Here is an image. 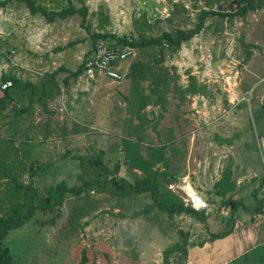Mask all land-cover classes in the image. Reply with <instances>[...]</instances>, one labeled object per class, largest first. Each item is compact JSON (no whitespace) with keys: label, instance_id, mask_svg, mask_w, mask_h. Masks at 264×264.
<instances>
[{"label":"rangeland","instance_id":"374dc122","mask_svg":"<svg viewBox=\"0 0 264 264\" xmlns=\"http://www.w3.org/2000/svg\"><path fill=\"white\" fill-rule=\"evenodd\" d=\"M32 1L49 16L71 6L77 13L49 22L24 1L0 0V217L14 204L26 211L14 182L41 196L56 185L81 190L8 231L5 264H184L205 222L157 208L142 214L149 190H119L105 179L98 164L120 185L147 177L127 166L124 138L154 162L161 194L183 205L179 188L188 184L209 202L195 210L200 216H224L234 198L248 205L264 198L252 121L264 89V0L242 15L233 14L242 0ZM202 9L220 15L205 18L178 48L135 50L119 65L120 82L83 75L98 34L174 36L195 28ZM115 41L106 43L122 47ZM5 77L16 81L3 96ZM135 95L148 98L142 110Z\"/></svg>","mask_w":264,"mask_h":264},{"label":"trees","instance_id":"16d2710c","mask_svg":"<svg viewBox=\"0 0 264 264\" xmlns=\"http://www.w3.org/2000/svg\"><path fill=\"white\" fill-rule=\"evenodd\" d=\"M24 1L29 9V12L33 15L35 13H39L41 16L46 18L49 22H51L53 19H65L68 16L74 15L77 13V10L71 6L67 10H61L60 12L53 13L51 16L48 15V13L41 9L39 6H36L33 4L32 0H21ZM261 0H256V2H247L245 3V0H242L236 7V10L233 14H245L248 10H255L258 5H260ZM220 15L218 12H215L213 10H200L197 15V25L193 29L189 30H178L175 32V35L172 36L169 33H162L159 37L155 38H148V39H142L140 41H132V39L128 38H118L113 34H98L96 38H99L98 40H104L107 41L109 39H112L115 42L120 43L124 46H129L136 51L139 49H144L147 47H151L154 45L164 44L168 46L169 48H178L182 42L188 40L193 35L197 34L203 27V22L205 18ZM109 38V39H107ZM107 39V40H106ZM137 66L136 61H134L131 64L132 70H134ZM81 71H83V63L80 66ZM79 71V70H78ZM129 71V70H128ZM16 81L13 77H5L3 82H10V85L14 84L13 82ZM156 81L153 80V84H155ZM9 85V86H10ZM8 91V88L4 89V95ZM152 93L154 91L152 90ZM134 100L137 101V105L134 106V108L138 110H142L145 106L148 105V98L147 96L141 95H135ZM1 101L3 99H0ZM157 102H159L157 100ZM156 103V102H155ZM122 143L125 148V157L127 161V166L134 170H139L141 172L147 173V177L142 181H137L134 183H129L127 181H123L122 184H118V182L111 176V173L109 170L101 165L100 167L104 170V173L106 175L107 180H110L112 183V186L116 189L122 190L120 188H127L132 190L133 192H142L145 190L150 191V195L152 198V203L150 205L145 206V208L142 210V214H147L150 211H152L154 208L160 209V210H166L168 212H184L186 214H190L191 216H197L196 218L201 220V222H205V217L200 216V212L195 211L192 208L184 207L182 204H180L179 200L174 197L173 194L163 195L161 194L156 186V183L154 181L153 176L150 174L152 171V167L154 162L148 161L139 154L138 152V142L132 141L130 138H124L122 140ZM155 150H151L150 155H154ZM98 163V162H96ZM15 183V186L17 189L15 192L16 194L20 195L22 198V203L26 207V211L22 213V205L14 204L8 211L4 212V215L0 217V264H5L9 260L8 257V250L7 248L3 247L2 240L4 239L6 233L12 229H16L22 225H24L28 220L30 221L32 217L34 216L36 211H40V213H44L52 208L53 204L59 203L61 201V194L68 192V193H79L81 188H67L62 185H56L53 189V193L51 195L41 196L40 194L36 193L31 187L27 185H22L19 183ZM90 185V182H87L84 186ZM263 185V183H262ZM35 200H38V205L35 204ZM228 206H231V209H235L239 202H237L234 199L227 201ZM216 235H211V237H215ZM185 256H186V249Z\"/></svg>","mask_w":264,"mask_h":264},{"label":"crops","instance_id":"0c3cea01","mask_svg":"<svg viewBox=\"0 0 264 264\" xmlns=\"http://www.w3.org/2000/svg\"><path fill=\"white\" fill-rule=\"evenodd\" d=\"M252 117L264 157V89L256 96ZM260 189L264 190V183ZM239 199L234 198L236 201ZM203 227L205 233L199 242H190L186 246L184 264H264L263 197L250 205L240 200L235 209H229L218 219L206 216ZM212 234L216 236L211 237Z\"/></svg>","mask_w":264,"mask_h":264},{"label":"built area","instance_id":"2783aa9c","mask_svg":"<svg viewBox=\"0 0 264 264\" xmlns=\"http://www.w3.org/2000/svg\"><path fill=\"white\" fill-rule=\"evenodd\" d=\"M122 47L111 46L104 40H99L95 43L90 55L83 63V75L89 79L103 77L114 82H120L125 77V74L119 70V65L126 60L135 49L121 45ZM10 82H5L3 89L8 87ZM169 189L173 190L172 184ZM182 195L179 196L184 207H189L198 211H207L208 203L196 192H194L188 184L179 188Z\"/></svg>","mask_w":264,"mask_h":264}]
</instances>
